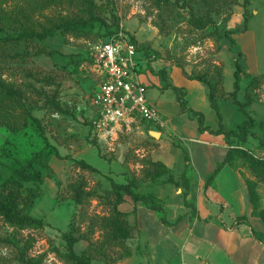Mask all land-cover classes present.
Here are the masks:
<instances>
[{"label":"rangeland","instance_id":"374dc122","mask_svg":"<svg viewBox=\"0 0 264 264\" xmlns=\"http://www.w3.org/2000/svg\"><path fill=\"white\" fill-rule=\"evenodd\" d=\"M98 2L104 5L107 13L114 11L120 16L123 32L135 38L152 72L158 74L164 70L167 73L168 68L177 66L186 75L206 74L217 82L222 93L219 106L224 125L230 129H236L247 119V115L228 96L234 90L235 62L240 60L244 73L238 99L243 103L249 97L252 100L247 109L258 122V137H263L264 130L260 124L264 121V1L255 4L253 0L247 10L243 7V0ZM26 4L25 0H10L5 6L10 13ZM61 14H68L67 7L61 4L53 6L32 15L29 27L38 30L47 16L58 17ZM246 16L248 23L244 31ZM199 19L206 27L197 23ZM16 20L21 21V18L17 16ZM226 31L239 32L225 38ZM21 32L19 28H10L0 22L1 38L18 36ZM232 39L236 42L233 43ZM89 42L93 40L65 36L61 32L44 42L23 40L10 43L0 40V80L22 90L28 110L12 128L0 125V184L10 177L18 159L33 160L44 175V182L40 186L25 184V193L35 192L38 198L24 209L47 223L44 227L20 230L0 218V264H23L21 250L30 236L35 238L34 247L28 252L30 257H43L45 264H67L60 252H66L62 234L69 229L70 222L80 223L83 232H91L90 218L109 215L107 205L98 198L85 205L75 203L71 200L69 187L82 178L88 182L89 188L100 184L108 187L100 175L83 170L77 164L83 159L78 152L90 146L89 127L81 118L86 116L98 90V79L89 61ZM56 90L60 100L69 107V114L54 112L41 95ZM172 90L169 92L176 95ZM153 95L154 92L149 91L148 96ZM149 140L148 135L141 136L135 131L121 135L114 151L105 141L99 143L106 158L121 160L131 173L139 175L142 161L150 158L143 152L144 148L149 150L152 143ZM259 144L258 138H250L247 148L264 157ZM168 145L187 156L185 144L179 136L169 138ZM55 149L59 151L58 155ZM86 161L94 165L91 160ZM243 173L247 178H255L248 166L243 168ZM259 192L264 203V184L259 187ZM166 194L163 188L159 189L160 197ZM129 207L124 205L122 208ZM129 219L135 225L134 216ZM138 233L136 229L134 238ZM90 236L91 243L96 244L103 239V232L96 228ZM132 240L130 245L135 244Z\"/></svg>","mask_w":264,"mask_h":264},{"label":"trees","instance_id":"16d2710c","mask_svg":"<svg viewBox=\"0 0 264 264\" xmlns=\"http://www.w3.org/2000/svg\"><path fill=\"white\" fill-rule=\"evenodd\" d=\"M9 1L0 0V22L6 23L10 28H19L22 32L18 36L0 37V40L5 42L18 43L23 40L44 42L57 32H61L65 36L84 37L93 41L101 38L114 40L119 38V34L123 32L120 16L114 11L107 13L104 5L100 4L98 0H25L27 2L26 6L17 7L8 13L5 5ZM107 1L110 2V0ZM252 2L253 0H243L245 10L250 7ZM59 4L67 7L68 14H61L58 17L47 16L38 30L29 27L32 15L43 13L45 10ZM17 16L21 18V21L16 20ZM197 23L201 27H206V24L200 19L197 20ZM247 23L248 16L245 18L244 31L247 30ZM102 29H104V32L101 33ZM237 32L239 31H226L225 38H230ZM130 40L140 51L135 38L131 36ZM232 42L235 43V39H232ZM89 61H91L90 58ZM235 66L234 90L229 92L228 96L247 115V119L233 130H227L222 124L217 131L207 126L205 115L188 106L186 91L172 86L167 79L166 71L160 70L158 74L162 75L166 87L173 89L176 93L183 112L188 113L198 121L199 131L224 135L230 146L225 159L217 165L214 172L209 176L207 185H211L215 181L218 173L226 165H230L235 170H240L245 179L251 214L264 221V208L259 192V187L264 184V157L257 156L244 146L250 138H258L260 142L259 149L264 151V135L262 138L258 137L256 132L258 122L247 109L252 103L250 97L245 103L238 99L244 68L240 60L235 62ZM145 68L150 69V64L143 57L141 72ZM187 76L190 79L202 82L209 88L211 106L217 110L219 117L222 118L219 106L222 93L218 89V83L209 79L206 74ZM41 95L47 99L46 102L54 112L62 115L70 113L69 107L60 100L57 90L54 93L43 92ZM26 100L21 89L13 86L10 82L0 80V125L9 128L16 125V122L25 116L28 111ZM83 117H85L83 124L89 127V144L97 147L102 157L106 158L102 153L99 140L93 138L91 121L86 116ZM260 127L264 130V121L260 124ZM70 136H73V134H70ZM58 153L59 151L55 149V154L58 155ZM16 162L17 164L12 168L10 177L3 184H0V218L20 230L32 229L35 226L44 227L47 225L44 220L35 218L30 211L24 209L28 203L33 205L38 198L35 192H32V194L25 193V184L32 183L40 186L44 182V175L36 168L33 160L18 159ZM77 164L83 170L100 175L106 181L108 187L104 188L100 184L95 188H89L85 179H79L69 186L71 200L79 205H85L92 199L98 198L107 205L109 215L90 218L89 231L91 232H83L80 223L71 221L69 229L62 234V239L66 244V252H60V256L67 264H119V262L132 255L130 241L134 239L136 229L138 230L137 224L133 225L129 217L136 215L140 205H144L152 211L164 212L163 199L158 195V191L161 187L173 182L176 183V181L170 169L163 162L153 161L151 158L142 161L143 167L139 175L131 173L129 167L125 164L128 174V181L125 184L117 183L113 178L104 175L85 160H78ZM247 166L251 169L254 179L247 178L244 175L243 168ZM35 189H38V186ZM125 201L132 202L133 209L131 211L123 210L122 206ZM247 219L248 216L239 218L240 221ZM163 220H165L164 217ZM96 228L103 232V239L95 244L91 243L90 234H93ZM86 242L87 245L84 244ZM34 243L35 238L30 236L27 239L26 246L21 250V262L23 264H45L43 257L32 258L28 255V252L34 247Z\"/></svg>","mask_w":264,"mask_h":264},{"label":"crops","instance_id":"0c3cea01","mask_svg":"<svg viewBox=\"0 0 264 264\" xmlns=\"http://www.w3.org/2000/svg\"><path fill=\"white\" fill-rule=\"evenodd\" d=\"M262 1L255 0V4ZM166 76L172 86L186 91L188 106L205 115L207 126L216 131L221 124L225 127L221 109L222 118L211 106L206 85L190 79L177 66L168 68ZM140 81L147 86L149 103L158 109L165 123L159 127L141 121L136 131L141 136L148 135L152 142L143 152L153 161L163 162L176 183L161 187L167 192L160 197L164 212L138 206L133 216L139 233L132 240V255L119 264H264V221L251 214L242 172L226 165L207 185L209 176L230 149L226 137L200 132L198 121L183 112L162 75L145 68ZM151 90L154 95L148 96ZM150 131L161 132L160 138L151 137ZM177 136L185 144L187 156L168 145L169 138ZM78 154L117 183H127L126 165L121 160L102 157L92 145ZM262 204L264 208L263 200ZM124 205L130 206L125 211L133 209L131 201ZM243 216L248 219L240 221Z\"/></svg>","mask_w":264,"mask_h":264},{"label":"built area","instance_id":"2783aa9c","mask_svg":"<svg viewBox=\"0 0 264 264\" xmlns=\"http://www.w3.org/2000/svg\"><path fill=\"white\" fill-rule=\"evenodd\" d=\"M89 47L91 68L98 79L86 114L93 138L105 141L114 151L121 135L135 132L141 121L164 127L158 109L148 101L147 86L140 81L143 54L130 37L121 32L117 39L101 38L89 42Z\"/></svg>","mask_w":264,"mask_h":264},{"label":"water","instance_id":"95a60500","mask_svg":"<svg viewBox=\"0 0 264 264\" xmlns=\"http://www.w3.org/2000/svg\"><path fill=\"white\" fill-rule=\"evenodd\" d=\"M149 134H150L151 137H153L155 139H159L160 136H161V132H159V131H150Z\"/></svg>","mask_w":264,"mask_h":264}]
</instances>
